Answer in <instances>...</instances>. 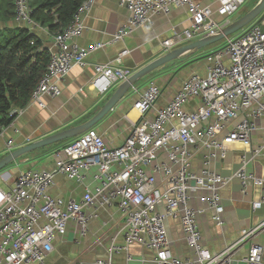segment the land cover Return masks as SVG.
I'll use <instances>...</instances> for the list:
<instances>
[{"label": "built area", "instance_id": "1", "mask_svg": "<svg viewBox=\"0 0 264 264\" xmlns=\"http://www.w3.org/2000/svg\"><path fill=\"white\" fill-rule=\"evenodd\" d=\"M216 11L198 0H120L130 12L126 24L113 34L112 42L124 40L137 28L152 25L154 16L168 14L172 6L183 7L189 14V26L163 41L166 52L195 39L216 36L234 20L247 0H216ZM92 0L84 2L72 22L52 36L47 73L40 80L31 103L46 108L45 96L61 95L60 84L75 67L84 68L87 57L105 46L97 42L88 47L78 40L85 28L83 14ZM16 20L31 30L41 29L32 19L30 0H15ZM260 17V16H259ZM258 17V18H259ZM257 18V19H258ZM123 50L113 62L94 64L90 87L100 95L128 80L133 72L122 67ZM206 74L193 73L164 106L157 103L162 88L150 81L140 91L133 108L139 113L131 122L130 134L120 145L108 143L90 128L72 142L54 151L51 170L21 171L9 191L0 187V264H51L49 255L57 237L67 234L74 222L85 237L89 224L99 217V210L116 206L122 212L124 244L115 241L108 258L93 264H118L115 252L128 253L139 244L154 252V259L141 264H235V254L245 245L247 264H264V219L241 230L239 238L220 251H212L202 242L198 215L212 211V219L224 225L221 190L234 178L246 196L252 185L264 191V177L249 170V165L264 157V143L252 147L258 121L264 119V17L253 21L239 35L229 37L225 47L205 55ZM23 109H13L16 117ZM239 143L251 157L243 156L232 176H223L212 163L225 159L232 146ZM8 150L12 141L7 144ZM204 150L202 168H193L196 154ZM63 175L84 183L80 200L55 197L50 193L56 176ZM92 177V186L86 183ZM198 195L204 204L194 208L191 200ZM264 203L252 200V212ZM179 219L184 239L193 248V257L182 258L170 247L166 221ZM81 264V263H79Z\"/></svg>", "mask_w": 264, "mask_h": 264}, {"label": "crops", "instance_id": "2", "mask_svg": "<svg viewBox=\"0 0 264 264\" xmlns=\"http://www.w3.org/2000/svg\"><path fill=\"white\" fill-rule=\"evenodd\" d=\"M198 1L211 6L215 11L218 8L216 0ZM129 16L130 12L121 4L120 0H92L90 9L82 16L85 28L78 42L85 47L97 42L105 43V46L88 55V64L84 68L75 67L69 73L60 84L62 91L60 96L44 97L46 108L30 103L9 126L2 129L0 160L8 152L35 140L90 120L103 107L109 99L108 96H111L118 87L115 85L111 89L113 93L111 92L110 95H108L109 93L100 95L94 91L90 87L91 80L95 75L94 64L113 62L123 50L127 49L129 52L122 57V67L130 69L134 73L166 54L162 45L163 41L171 38L174 33L183 31L190 24L187 10L183 7L172 6L168 14L154 16L152 25H143L124 40L112 42L113 34L119 27L127 23ZM1 23L11 27H26L16 19L8 22L0 20V25ZM37 33L49 47L52 36H49L47 29L39 28ZM195 40H199V38ZM197 52H194L191 57L185 58L184 56L165 68L161 67V70L152 74L143 86L137 85L139 81L141 82V79L138 80L131 87L125 99L104 118L103 123L98 125V130L105 140L110 144L120 145L128 136L126 133L131 130V122L138 119V111L133 108V104H130L138 98L134 88L142 91L150 81H155L162 88V95L157 103L158 107H162L172 99L185 78L193 73L205 75L206 58L204 56L214 51L194 56ZM134 110L136 111L135 118L132 116ZM9 141H12L10 150L7 147ZM263 143L264 119H261L258 121V129L252 137V147L256 148ZM55 150L56 148L50 149L34 158L24 156L11 163L0 172V187L9 191L21 171L28 169L51 170L54 167ZM204 154V150L196 154L193 165L195 171L202 168ZM243 156L250 158L251 152L236 143L227 153L225 159L212 163V168L223 176H232L239 169ZM249 170L264 177V157L254 160L249 165ZM86 183H90L92 186L90 175L87 177ZM50 193L66 200L70 198L80 200L84 195V183L79 184L66 176L57 175L56 184L51 187ZM263 196L264 191L256 185L249 187L246 196L242 195L240 180L234 178L221 190L224 225L219 227L215 224L210 210L198 215L203 244L212 251H220L236 241L241 230L258 224L264 219V203L256 212H252L251 201H260ZM191 205L197 209L204 206L198 195L192 198ZM166 224L173 253L182 258L193 257V248L184 239L180 220L170 218ZM122 229V212L116 206L99 210V217L90 222L89 231L85 237L80 236V229L74 222H69L67 234L57 237L54 241V250L49 255L48 261L51 264H93L97 258L106 259L109 257L108 250L114 241L119 245L124 244ZM248 246L245 245L235 254V264H247L242 259L247 254ZM130 254L133 264L149 263L154 259V252L151 249L136 243L130 246ZM112 261L124 264L128 261V253L125 251L115 252L112 255Z\"/></svg>", "mask_w": 264, "mask_h": 264}, {"label": "trees", "instance_id": "3", "mask_svg": "<svg viewBox=\"0 0 264 264\" xmlns=\"http://www.w3.org/2000/svg\"><path fill=\"white\" fill-rule=\"evenodd\" d=\"M86 1L30 0L32 19L47 29L49 36H53L72 22L74 14ZM263 17L264 13L255 22ZM15 18V0H0V20L8 22ZM45 44L39 33L27 26L19 27L6 36L0 31V133L15 120L16 115L11 116L13 109H24L31 103L34 90L47 73L51 54ZM172 63L176 61L163 68ZM75 138L59 142L55 148L65 146Z\"/></svg>", "mask_w": 264, "mask_h": 264}, {"label": "water", "instance_id": "4", "mask_svg": "<svg viewBox=\"0 0 264 264\" xmlns=\"http://www.w3.org/2000/svg\"><path fill=\"white\" fill-rule=\"evenodd\" d=\"M262 13H264V0H259L253 8H251L247 13L242 15L239 18H236L231 24L223 28L222 31L219 32L216 36L206 37L199 40L192 41L189 44H186L182 47L175 48L170 50L163 56L158 59L152 61L147 64L140 70L134 72L132 76L119 84L118 88L115 92L109 97L107 102L103 105V107L88 121L67 128L65 130L59 131L55 134L49 135L39 140H35L25 146H22L14 151L8 152L1 160H0V172L7 168L13 161H15L20 156L32 152L41 147H45L51 144H56L71 138H75L90 128H93L99 121L104 119L111 111L118 106V104L125 99L127 93L131 89V87L141 78L150 74L156 69L164 67L165 65L176 61L178 59L183 58L189 54H193L194 52L212 44L219 40L229 37L230 35L237 33L238 31L244 29L248 25H250L253 21H255Z\"/></svg>", "mask_w": 264, "mask_h": 264}, {"label": "rangeland", "instance_id": "5", "mask_svg": "<svg viewBox=\"0 0 264 264\" xmlns=\"http://www.w3.org/2000/svg\"><path fill=\"white\" fill-rule=\"evenodd\" d=\"M259 0H247L246 1V3L243 5V7L241 8V10L239 11V12H237L233 17H232V20H235L236 18H239V17H241L242 15H244L245 13H247L251 8H253V6L258 2ZM246 28V27H245ZM19 29V27H16V26H14V27H11V26H6L4 23H1V25H0V31H1V33L3 34V35H7L8 33H11L13 30H18ZM243 30V29H242ZM242 30H240V31H238L237 33H234V34H232V35H230L229 37H233V36H236V35H239L241 32H242ZM34 31H38V29H34ZM229 37H227V38H224V39H222V40H219V41H217V42H215V43H212V44H210V45H208V46H206V47H204V48H202V49H200V50H198V52L197 53H195V55L194 56H197V55H201V54H204L205 52H210V51H215V50H219V49H221V48H223V47H225L226 46V44H227V42H228V38ZM196 58V57H195ZM193 59V58H192ZM177 62V61H176ZM163 68V67H162ZM159 70H161V68H159V69H156V70H154L153 72H151L150 74H148V75H146V76H144L143 78H141V82L139 81L138 83H137V85L138 86H143V84L145 83V82H147L148 81V79L150 78V76L152 75V74H155V72L156 71H159ZM147 80V81H146ZM119 86V84H117V87ZM113 90H111L110 92H109V94L108 95H110L111 94V92H112ZM113 93V92H112ZM131 105L132 104H134V103H130ZM130 105V106H131ZM129 109V108H128ZM127 109V110H128ZM126 110V111H127ZM110 114V113H109ZM108 114V115H109ZM105 119H102L101 121H99L93 128L95 129V130H97L98 132H99V130H98V125L100 124V123H103V121H104ZM127 134H130V131H128L127 133H126V135ZM57 146V143L56 144H51V145H48V146H45V147H41V148H39V149H36V150H34V151H32V152H28V153H26V154H24V155H22V156H20L19 158H17L15 161H17V160H20L22 157H24V156H29V157H31V158H34V157H36V156H38L39 154H41V153H44L45 151H48V150H50V149H53V148H55ZM15 161H13V162H15ZM12 162V163H13Z\"/></svg>", "mask_w": 264, "mask_h": 264}, {"label": "bare ground", "instance_id": "6", "mask_svg": "<svg viewBox=\"0 0 264 264\" xmlns=\"http://www.w3.org/2000/svg\"><path fill=\"white\" fill-rule=\"evenodd\" d=\"M135 110H136V109H135ZM135 110L132 112V114H133L132 116H134V115L136 114V111H135ZM134 118H135V116H134ZM256 201H257V200H256Z\"/></svg>", "mask_w": 264, "mask_h": 264}]
</instances>
